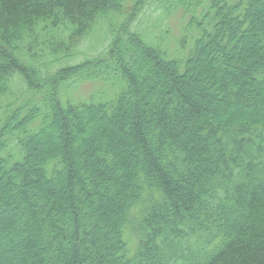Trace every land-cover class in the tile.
Wrapping results in <instances>:
<instances>
[{
  "label": "trees",
  "instance_id": "16d2710c",
  "mask_svg": "<svg viewBox=\"0 0 264 264\" xmlns=\"http://www.w3.org/2000/svg\"><path fill=\"white\" fill-rule=\"evenodd\" d=\"M0 264H264V0H0Z\"/></svg>",
  "mask_w": 264,
  "mask_h": 264
},
{
  "label": "rangeland",
  "instance_id": "374dc122",
  "mask_svg": "<svg viewBox=\"0 0 264 264\" xmlns=\"http://www.w3.org/2000/svg\"><path fill=\"white\" fill-rule=\"evenodd\" d=\"M128 1V0H127ZM130 1V5L132 4V2H133V0H129ZM169 27L171 28V33H170V36H179L180 34H179V32H180V28H181V25H182V18L178 15V14H173L172 16H170L169 17ZM80 39L79 38H77V39H75L74 41H73V44H76L78 41H79ZM85 43V42H84ZM175 45V43L173 42V44L170 46V48H172L173 46ZM188 80H186V82H187ZM188 84V82L186 83V85ZM83 89H81V91L83 92V93H85L86 91H88V89H89V86H83L82 87ZM194 94H195V91L193 92ZM195 98H197L196 97V95H195ZM209 102H210V100H206L204 103H205V105H206V107H207V103L209 104ZM125 119V116H122L121 117V122H123V123H125L126 122V120H124ZM183 125V120H179L178 121V125H177V127L178 128H180L181 126ZM91 126H93V128L95 127V124H92ZM91 126L89 127V128H91ZM124 128L127 130V128H126V126H125V124H124ZM101 133V135H103L104 134V132H100ZM130 136V135H129ZM129 141L131 142V143H134L133 142V139L131 138V137H129ZM121 146L124 148V149H128V144H126V142H122V144H121Z\"/></svg>",
  "mask_w": 264,
  "mask_h": 264
}]
</instances>
